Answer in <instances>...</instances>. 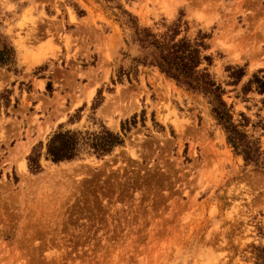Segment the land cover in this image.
I'll use <instances>...</instances> for the list:
<instances>
[{
    "label": "rangeland",
    "instance_id": "obj_1",
    "mask_svg": "<svg viewBox=\"0 0 264 264\" xmlns=\"http://www.w3.org/2000/svg\"><path fill=\"white\" fill-rule=\"evenodd\" d=\"M134 21L205 35L199 68L264 150V94L250 84L264 78V0H0L15 53L0 65V264L259 261L264 169L233 150L202 93L135 61ZM101 124L124 145L30 171L61 125Z\"/></svg>",
    "mask_w": 264,
    "mask_h": 264
},
{
    "label": "trees",
    "instance_id": "obj_2",
    "mask_svg": "<svg viewBox=\"0 0 264 264\" xmlns=\"http://www.w3.org/2000/svg\"><path fill=\"white\" fill-rule=\"evenodd\" d=\"M133 40L137 42L142 51V57L136 58L138 64L157 66L167 77L174 79L178 84L193 91L202 93L211 105L212 111L223 127L227 142L233 150L243 156L247 164L264 169V150L258 138L249 134L242 123L235 121L232 107L223 99L224 89L216 82L207 68H199L204 59L203 48H206L205 35H200L196 40L187 37L177 38L179 35L178 24H174L163 34H157L148 27H141L135 21ZM1 42L0 65H5L14 58V49L7 42ZM243 75L242 70L233 74L237 80ZM122 76V74H121ZM118 82H122V78ZM114 81V80H113ZM116 81H114L115 83ZM255 83L257 90L264 94V78L254 76L250 84ZM100 93V92H99ZM101 101L93 105L95 110ZM243 115V114H242ZM243 117L246 118L245 115ZM136 114L130 120L122 122L121 129L128 132L135 126ZM124 137L104 124L98 130H78L60 128L49 138L43 151V143L34 146L27 157L28 166L32 173L43 170L42 156L53 163L71 161L84 154H92L98 158L108 155L113 150L124 145ZM259 261L256 264H264V246L260 248Z\"/></svg>",
    "mask_w": 264,
    "mask_h": 264
},
{
    "label": "bare ground",
    "instance_id": "obj_3",
    "mask_svg": "<svg viewBox=\"0 0 264 264\" xmlns=\"http://www.w3.org/2000/svg\"><path fill=\"white\" fill-rule=\"evenodd\" d=\"M26 166H25V163L22 164V166H20V169H25Z\"/></svg>",
    "mask_w": 264,
    "mask_h": 264
}]
</instances>
